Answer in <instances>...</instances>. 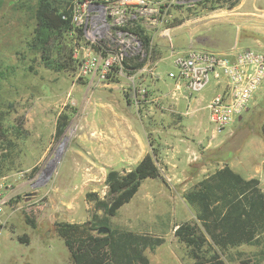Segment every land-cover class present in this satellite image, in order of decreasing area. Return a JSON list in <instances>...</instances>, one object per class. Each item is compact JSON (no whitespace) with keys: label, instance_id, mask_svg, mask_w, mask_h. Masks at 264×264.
Segmentation results:
<instances>
[{"label":"rangeland","instance_id":"rangeland-1","mask_svg":"<svg viewBox=\"0 0 264 264\" xmlns=\"http://www.w3.org/2000/svg\"><path fill=\"white\" fill-rule=\"evenodd\" d=\"M200 1L193 6L168 7L163 27L170 31L176 27L183 31L180 35H187L188 31L192 36L206 33L209 38L210 33L214 34L219 48L248 47L264 53V0H239L235 10L226 7L230 0ZM35 2L6 0L0 14V71L5 75L0 79V111L5 113V141L0 144V264H72L68 249L55 231V223H84L94 212L102 217L103 212L95 211L85 194L92 191L105 199L107 171L133 168L111 162L118 161L114 152L118 143L106 149L108 160L99 156L103 139L109 136L105 128L120 125L127 135H134L114 113L125 115L134 133L142 137V124L145 126L146 136L158 151L157 165L162 179L143 180L131 200L109 218V224L122 231L164 237L163 245L153 251L145 250L155 264L164 263L165 259L168 260L165 264H189L186 248L173 230L184 216L194 217L195 211L185 203L188 209H184L185 215L176 213L174 209L181 203L179 197L151 198L161 189L160 182L168 184L164 175L182 173L190 178L193 169L168 165L163 156L171 155L174 162L177 159L173 158V152L163 150L162 141L168 139L167 135L150 132L178 121L168 117L169 106L160 97L164 90L144 84L148 71L111 72L103 80L96 75L76 76L79 58L74 55L79 50L78 55L82 56L80 48L87 46L77 31L74 38L65 35L60 41L61 52L72 50L70 67L59 71L45 67L40 53L30 47ZM233 17L239 19L226 22ZM155 29L144 28L151 38L144 64L151 67L163 61L159 69L161 77L170 81L168 72L175 71L166 58L170 44L166 37L160 40ZM213 83V80L209 83L210 87ZM61 115L65 116L66 125L57 137ZM197 115L201 130L193 138L203 139L215 147L212 149L220 150L217 159L201 174L192 180L188 178L190 182H182L179 188L188 191L227 164L240 175L257 178L264 192V140L259 133L264 122V83L242 116L221 130L209 121L207 109ZM146 200L153 201L146 203ZM193 217L189 222L194 221ZM24 234L28 243L17 241V236ZM262 248V243L242 245L228 249L223 257L228 264H239L238 259L264 264V256L258 253Z\"/></svg>","mask_w":264,"mask_h":264},{"label":"trees","instance_id":"trees-1","mask_svg":"<svg viewBox=\"0 0 264 264\" xmlns=\"http://www.w3.org/2000/svg\"><path fill=\"white\" fill-rule=\"evenodd\" d=\"M35 1L32 10L35 27L30 47L40 53L45 67L55 71L70 67L72 50L70 48L67 53L61 52L60 41L65 35L74 38L75 32H79L71 21V8L75 0ZM209 1L212 0H201L199 3ZM238 2L230 0L226 7L231 9ZM5 3L6 0H0V14ZM134 29L147 52L150 36L140 25L134 26ZM143 65L144 60L138 61L136 58L123 61L124 72L127 74ZM3 72L0 71V79L5 78ZM4 120L5 113L0 111V144L5 141ZM65 125V116L61 115L55 133L57 137L63 133ZM14 129L20 131L17 127ZM259 133L264 140V122ZM148 141L150 151L132 169L123 172L115 169L107 171L104 180L107 187L105 199L100 198L96 192L85 194L86 200L93 202L95 211L103 212L102 217L94 212L91 219L84 223H55V231L68 249L72 264H151L145 250H155L163 243L162 237L122 231L111 228L109 224V218L131 200L143 180L162 179L157 165V148L149 137ZM219 150L212 149L211 153L208 152L196 165L191 166V176L197 175L205 161H215ZM182 197L195 211V219L177 224L173 233L184 244L191 264H228L223 257L225 252L241 245L262 243L263 248L258 253L264 256V192L257 178L246 179L224 164L199 180L192 189L183 192ZM26 220L33 226L28 217ZM17 241L28 243L25 234L17 236ZM238 262L250 264L245 259H238Z\"/></svg>","mask_w":264,"mask_h":264},{"label":"built area","instance_id":"built-area-1","mask_svg":"<svg viewBox=\"0 0 264 264\" xmlns=\"http://www.w3.org/2000/svg\"><path fill=\"white\" fill-rule=\"evenodd\" d=\"M199 0H75L71 21L87 44L79 57L76 76H97L124 72L123 61L144 60L147 55L134 26L156 28L170 44L171 79L182 82L185 98L203 91L214 79L224 82L223 89L207 104L208 119L218 130L238 120L264 83V53L252 48L233 47L219 52L206 48H188L175 53L170 28L163 27L168 7L195 5ZM75 32V30H74ZM155 66L144 64L136 71L153 73Z\"/></svg>","mask_w":264,"mask_h":264},{"label":"crops","instance_id":"crops-1","mask_svg":"<svg viewBox=\"0 0 264 264\" xmlns=\"http://www.w3.org/2000/svg\"><path fill=\"white\" fill-rule=\"evenodd\" d=\"M235 8L236 6L231 8V10H235ZM235 19L238 20L239 18L233 17L226 22L235 21ZM170 32H171L170 34H171V38L173 41V47H174L175 53L184 52L185 50L191 47L206 48V49H210L213 51H219V52H226L234 47V46H230V47L219 48L215 44V37H213L214 34H211V33L209 34L210 36L209 38H208V34L206 33H201L199 35L192 36L191 33H188V31H187V35H180L182 34L183 31L178 30L176 27H172ZM157 36L160 40L165 39L159 33H157ZM199 37H201L202 39L200 40ZM162 49L164 48L162 47ZM166 58L172 64L171 55L169 53L167 54ZM166 58H164L163 60H167ZM162 62L159 61V63L155 66L153 73L151 72L147 74L145 73L144 80L146 82L144 84L150 85L151 88H159V89L164 90L163 93L160 95V97H162L164 102L168 104L169 106L167 107V110L170 111V113H168V117L177 119L178 121H171L170 124L162 126L161 128L155 127L152 130H150V132L155 133V134L164 133L165 135H167L168 139L166 141L165 140L162 141V143L165 145V148L163 150H168L169 152L170 151L173 152L174 153L173 158L177 159L175 160L176 162H174L173 160L171 161V158H172L171 155L163 156L165 162L168 165H176V166L181 165L189 169V167L196 165L197 162H199L205 154H207L208 152L211 153L212 148H215L210 143H205L203 139L196 140L195 138H193V136L199 135L200 134L199 130H201V119L197 114L199 113L200 110L207 109V104L209 103V101L213 98V96H215L217 93H219L223 89L224 82L216 81L213 79L214 81L213 87L212 86L210 87V84H209L203 91L187 99L184 96V86L182 82L171 79L169 76L168 78L170 81H167L165 78L161 77L159 69H160V64ZM114 116L119 119L121 124L126 123L128 131L133 132L134 135L131 137L127 135V131H123L120 125H113V126H109L105 128L109 136L103 139V144H101L102 147L100 148L99 156L100 157L103 156L105 160H108L109 158L107 157L108 154L106 153V149H108L111 146V144L118 143L119 147L114 148V152L117 155L118 161L115 162L112 160L111 162L134 167L142 159V157L147 152L150 151L151 146L148 141V137L146 136V133H147L146 128L141 123L142 130H143V137H142L134 133L133 128L125 120L126 118L125 115H122V114L117 115L116 113H114ZM163 116H166V115H163ZM176 122H177V125H176ZM176 140H178V142ZM211 162L212 160L205 161L199 167L197 175L201 174V172ZM179 175L180 174L178 173L177 174L172 173L171 175H164V179L167 181L168 184L163 185L160 182L161 189L157 190L158 193L153 194L151 198L154 199L155 197L159 195H162V197H168V198L179 197L181 199V203L178 209H176L177 207L176 208L174 207L175 209L174 208L173 209L175 212L180 211L181 213L185 215L186 213L185 211H187L188 209L182 197L184 189L183 187H181L180 189L179 184H181L182 182L184 183L190 182V180H192V178L196 176H191L189 178V176L182 174V173L180 176ZM241 176L246 179L251 178L249 176H243V175ZM150 179H154L155 181L156 179L160 180L159 177L150 178ZM155 181H152V182H155ZM172 193H174V195H172ZM150 201H153V200H146V203H149ZM184 209L186 210L184 211ZM192 217L193 216H191L190 219ZM190 219L189 217L184 216L182 221L189 222ZM177 224H175L174 228L176 227ZM162 238L164 239V237ZM163 243L161 245H163ZM186 253H187V250H186ZM146 256L148 257L151 264H155L149 255H146ZM188 259L190 261L189 264H191V259L189 257ZM167 261L168 260L165 259L164 263L161 261L160 264H165V262Z\"/></svg>","mask_w":264,"mask_h":264}]
</instances>
